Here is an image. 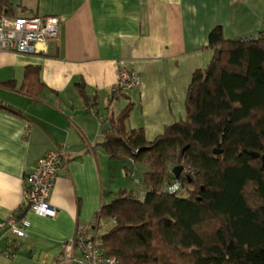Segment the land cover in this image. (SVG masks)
<instances>
[{"label":"crops","instance_id":"0c3cea01","mask_svg":"<svg viewBox=\"0 0 264 264\" xmlns=\"http://www.w3.org/2000/svg\"><path fill=\"white\" fill-rule=\"evenodd\" d=\"M8 1L16 16L56 17L58 35L32 54L0 51V264H53L75 225L96 223L110 200L104 177L111 181L112 163L124 180L147 170L110 159L101 146L107 119L133 104L128 128H142L152 141L182 118L191 77L212 57L209 33L220 27L225 40L256 37L264 31V0ZM28 66L40 71L45 91L38 97L21 90ZM119 67L137 72L140 84L113 98ZM79 82L97 97L94 107L82 104ZM60 145L65 162L47 199L56 213L40 217L24 207L23 180ZM23 217L30 225L18 237L8 221Z\"/></svg>","mask_w":264,"mask_h":264},{"label":"trees","instance_id":"16d2710c","mask_svg":"<svg viewBox=\"0 0 264 264\" xmlns=\"http://www.w3.org/2000/svg\"><path fill=\"white\" fill-rule=\"evenodd\" d=\"M0 16L16 17V8L0 0ZM208 48L211 60L187 88L184 119L152 141L128 128L133 104L107 119L101 146L110 159L147 167L143 197L119 189L98 211L102 227L89 233L117 264H264V31L225 40L215 27ZM76 87L82 104L94 107L84 82ZM21 90L45 91L38 67H26ZM175 166H182L177 178Z\"/></svg>","mask_w":264,"mask_h":264},{"label":"built area","instance_id":"2783aa9c","mask_svg":"<svg viewBox=\"0 0 264 264\" xmlns=\"http://www.w3.org/2000/svg\"><path fill=\"white\" fill-rule=\"evenodd\" d=\"M58 35V19L53 16H33L13 18L0 17V51H12L19 54H32L37 44ZM140 78L137 72L119 67L118 80L112 88V97L117 98L120 92H127L138 87ZM63 145L47 152L36 161L34 168L23 180L24 207L28 212L40 217L52 218L55 210L48 203V195L56 179V172L65 162ZM176 192L177 185L167 188ZM139 198L140 196L137 195ZM99 217L91 225L76 224L72 237L63 245V252L53 264H117L114 258L108 257L98 247L96 239L89 233L96 234L102 227ZM29 220L25 217L19 221L10 219L8 227L18 237H27ZM3 224L0 223V229Z\"/></svg>","mask_w":264,"mask_h":264},{"label":"rangeland","instance_id":"374dc122","mask_svg":"<svg viewBox=\"0 0 264 264\" xmlns=\"http://www.w3.org/2000/svg\"><path fill=\"white\" fill-rule=\"evenodd\" d=\"M0 17H3V16H0ZM182 119H184V112L182 113ZM112 168H111V173H110V177H111V181H110V178L107 179L106 176L104 177V180H105V185H107V182H109L112 186V192H111V197L110 195L107 196V197H110V200H108L107 203L111 202L113 199L116 198V192L118 191L119 188H125V189H128V190H135V192H137L138 190L140 191H145L143 185H142V182H141V171L142 170H135V176L134 177H126V179L124 180L125 178V175H123V173L121 174H118V171L116 166H118L119 163L117 162H113L112 163ZM137 166H145V165H142V164H139ZM146 167V166H145ZM139 181V182H137ZM140 183V184H139ZM139 184V185H138ZM138 185V186H137ZM142 197H143V194H141ZM180 196H183L182 193L180 194Z\"/></svg>","mask_w":264,"mask_h":264},{"label":"water","instance_id":"95a60500","mask_svg":"<svg viewBox=\"0 0 264 264\" xmlns=\"http://www.w3.org/2000/svg\"><path fill=\"white\" fill-rule=\"evenodd\" d=\"M221 151H218V150H215L214 151V154H220ZM261 165H262V168L264 169V156H262L261 158ZM182 171V166H175L173 169H172V174L175 178L178 177V175L181 173Z\"/></svg>","mask_w":264,"mask_h":264}]
</instances>
